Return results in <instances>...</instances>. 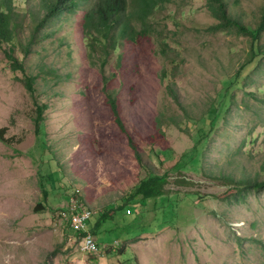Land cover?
<instances>
[{
	"label": "rangeland",
	"instance_id": "1",
	"mask_svg": "<svg viewBox=\"0 0 264 264\" xmlns=\"http://www.w3.org/2000/svg\"><path fill=\"white\" fill-rule=\"evenodd\" d=\"M226 1L227 13L253 25L264 0ZM14 2L25 16L27 35L40 0ZM205 2L175 0L153 18L156 27L164 26L171 54L182 59L175 87L194 117L244 62L249 43L233 30H207L218 21ZM89 5L81 3L48 23L42 29L48 35L26 56L27 71L40 74L36 98L0 49V127L14 141H0V264H264V190L248 188L237 197L231 189L225 195L233 185L225 177L238 180L243 167L251 177L259 170L264 126L257 114L232 110L230 120H219L208 142L200 145L198 164L187 161L180 173L171 169L181 155L191 153L198 124L183 116L166 91L167 81L159 80L160 68L169 64L159 56L154 36L118 50L127 75L119 84V101L124 125L146 166L158 174L168 172L166 197L141 211L135 207L117 213L104 225L105 239L94 254L82 252L72 238L68 212L78 201L93 213L105 210L147 172L139 167L126 133L114 124L98 70L88 64L80 28ZM15 54L23 57L18 47ZM115 58L111 54L107 73L115 68ZM252 76L251 87L264 83V71ZM235 91L240 97L241 91ZM34 100L48 105L46 149L34 131ZM172 117L177 124L168 120ZM156 118L162 123V145L171 149L169 160L162 156L161 144H150L158 131ZM38 204L42 209L36 211Z\"/></svg>",
	"mask_w": 264,
	"mask_h": 264
},
{
	"label": "trees",
	"instance_id": "2",
	"mask_svg": "<svg viewBox=\"0 0 264 264\" xmlns=\"http://www.w3.org/2000/svg\"><path fill=\"white\" fill-rule=\"evenodd\" d=\"M28 1V0H26ZM175 0H40V11H36L38 15L34 20V24L29 33L25 35V16L22 11L15 5L14 0H0V49L3 51L4 57L8 61L9 68L12 72L20 71L22 73L21 82L25 89L36 98V80L39 73H31L27 71L25 58L48 34L42 30L55 19H59L66 13H71L81 3H89V7L84 10L81 21V37L85 44L86 57L90 66H95L98 70L100 79V91L104 95V103L107 105L114 124L120 131L126 133L127 144L131 148L133 155L141 169H147L144 176L137 179L126 195L118 198L114 206L101 210L100 212L90 211V216L85 224V230L91 232L97 241L98 247L102 240L105 239L103 229L104 225L117 217V213L128 208L131 212L133 208L145 207L150 201L159 202L166 192L165 185L168 183V172L158 174L149 169L143 161L142 153L138 145L134 143L131 135L122 120L119 101V84L124 82L126 72L122 67L123 53L118 51L124 47L126 43H136L140 38L154 36L158 40L159 56L166 61L167 65H163L159 72V80L167 81L166 91L172 101L181 108L183 116L188 120L198 124L195 142L191 148V153L183 154L182 159L177 160L171 169L179 173L185 169L187 161L192 165L198 164L200 154H203L200 145L208 142L212 130L218 126L219 120L228 122L231 117V111H250L257 114V121L263 124L264 119L261 117L264 113V83H258L257 86L251 87L255 83L252 74H260L264 71V1L260 6V14L254 24H246L239 20L238 17L227 13L226 0H206V8L210 15L218 22L207 28L210 32L219 30L235 31L238 35L248 37V50L245 55L244 62L237 70L224 81L221 90L216 92V95L208 104L200 116L194 117L189 114L187 108L179 101V94L176 90V69L182 62L178 58L179 53L171 54L173 51L167 40H165L164 28L155 26L157 20H154V15L159 10H165L168 5ZM20 3V2H19ZM25 10H28L25 7ZM28 12H30L28 10ZM22 52L23 57L19 58L16 53V48ZM37 54L38 51L36 50ZM115 53V68L110 73L105 71V67L110 60L111 54ZM121 73V74H119ZM241 91V96L235 90ZM35 103V114L33 117L35 134L40 135L39 143L42 149L47 148L46 133L44 131V112L48 108L47 103ZM170 122L177 124L175 117L168 119ZM158 127L155 139L151 141L153 148L161 144L160 152L166 159L171 158V149L164 142V135L161 131L160 118H156ZM252 129L248 132L251 133ZM6 127H0V141L6 145L13 144V137H6ZM257 134V140H258ZM249 141H256V137L250 138ZM243 142V141H242ZM264 144V137L262 139ZM243 144V143H242ZM53 152L52 149H50ZM264 155V153L262 154ZM244 168V167H243ZM242 168L243 176L238 180L233 177H225L227 181L233 185L228 187V192L232 191L235 196H241L242 192L248 188L253 190H264V159L259 164V170L251 176L245 175L246 169ZM46 191L43 189L42 196L46 198ZM78 196V193H74ZM79 197V196H78ZM166 197V196H165ZM123 198V199H122ZM160 203V202H159ZM41 205L38 204L35 210H41ZM85 209V208H84ZM131 209V210H130ZM111 231H107V233ZM108 233V235H109ZM82 233L78 232L77 237ZM264 248V243L261 245ZM121 251V250H120Z\"/></svg>",
	"mask_w": 264,
	"mask_h": 264
},
{
	"label": "built area",
	"instance_id": "3",
	"mask_svg": "<svg viewBox=\"0 0 264 264\" xmlns=\"http://www.w3.org/2000/svg\"><path fill=\"white\" fill-rule=\"evenodd\" d=\"M65 212L63 209L59 212ZM88 219L85 218L84 214V206H81L80 202L78 201L75 204V211L68 212V221L67 223L72 230L73 236L72 238L78 240V244H82V252L94 254L98 251V244L96 241L95 236L85 230V224ZM80 232L82 233L80 237H77L76 234Z\"/></svg>",
	"mask_w": 264,
	"mask_h": 264
},
{
	"label": "bare ground",
	"instance_id": "4",
	"mask_svg": "<svg viewBox=\"0 0 264 264\" xmlns=\"http://www.w3.org/2000/svg\"><path fill=\"white\" fill-rule=\"evenodd\" d=\"M83 204V203H82ZM84 205V204H83ZM85 206V205H84ZM86 208L84 209V214H85V218H89V216H90V212H89V208L87 207V206H85ZM89 209V210H88ZM75 211V208L74 209H72V211L71 212H74ZM91 211V210H90ZM79 245V244H78ZM81 248H82V244H81Z\"/></svg>",
	"mask_w": 264,
	"mask_h": 264
}]
</instances>
